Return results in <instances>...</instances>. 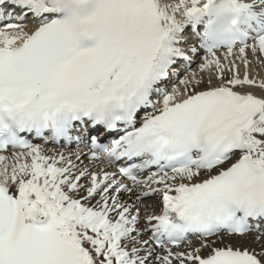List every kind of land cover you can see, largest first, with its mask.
Wrapping results in <instances>:
<instances>
[{"label":"snow or ice","instance_id":"obj_1","mask_svg":"<svg viewBox=\"0 0 264 264\" xmlns=\"http://www.w3.org/2000/svg\"><path fill=\"white\" fill-rule=\"evenodd\" d=\"M253 59L264 0H0V264H264Z\"/></svg>","mask_w":264,"mask_h":264},{"label":"bare ground","instance_id":"obj_2","mask_svg":"<svg viewBox=\"0 0 264 264\" xmlns=\"http://www.w3.org/2000/svg\"><path fill=\"white\" fill-rule=\"evenodd\" d=\"M250 2H254V0H250ZM256 2L258 3V0H256ZM257 10H259V8L257 9ZM30 27H31V25H29ZM188 32H190V31H188ZM218 54H220L221 56H223V51H221V53H218ZM202 56H203V54H201ZM248 55H249V57L251 58V53H248ZM199 59V58H198ZM197 68V65L196 64H193L192 65V69L193 70H195ZM240 71H241V74H243V72H244V65L243 64H240ZM249 71H250V73L252 74V75H255V76H258V77H264V64H260V63H258L257 61H255L254 59H253V62H252V66H251V68L249 69ZM181 75L183 76L184 75V73L182 72L181 73ZM42 148H44L45 149V151L48 153V154H52L53 152H60L59 150H55V149H51V148H48V147H45V146H43V145H41V144H39ZM65 154H68V152L66 151V152H64ZM75 157H73V159H74ZM83 159V163L85 164V165H87V164H89L90 163V161L88 160V158L85 156V157H83L82 158ZM92 163H96V164H98L100 167H107L108 168V170L109 171H114V169H111L106 163H103V164H100V162H98V161H94V162H92ZM157 197H153V200H155ZM152 201H150V200H145V203H151ZM143 209H142V213H143ZM147 211H149V212H151V211H153V209H148ZM155 211H159V208H157V209H155ZM145 238H147V235L145 236ZM196 242H192L191 244H192V246H196V245H198V243H199V241H198V239H196L195 240ZM188 246V244H186V245H181L180 247L181 248H185V247H187Z\"/></svg>","mask_w":264,"mask_h":264},{"label":"rangeland","instance_id":"obj_3","mask_svg":"<svg viewBox=\"0 0 264 264\" xmlns=\"http://www.w3.org/2000/svg\"><path fill=\"white\" fill-rule=\"evenodd\" d=\"M157 200V199H156Z\"/></svg>","mask_w":264,"mask_h":264}]
</instances>
